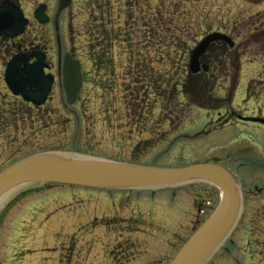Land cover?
<instances>
[{
    "label": "rangeland",
    "instance_id": "374dc122",
    "mask_svg": "<svg viewBox=\"0 0 264 264\" xmlns=\"http://www.w3.org/2000/svg\"><path fill=\"white\" fill-rule=\"evenodd\" d=\"M28 1L31 16V6L47 0ZM50 1L55 13L58 1ZM243 9L242 0H73L61 36L63 55L69 52L83 64L79 102L71 111L34 112L29 123L0 126V173L44 153L158 168L210 163L234 175L245 166L264 167V127L238 121V116L264 119V58L254 57L264 55V38L251 41L245 28L261 8ZM103 24L126 38L110 55L115 73H98L90 61ZM236 24L245 30L236 40L241 79L232 83L235 61L226 65L234 74L214 68L212 79L219 77L213 95L225 108L207 111L184 93L190 87L191 52L206 36ZM169 32L179 48H167L174 64L166 60L164 66L155 41ZM95 53L102 54L99 48ZM140 71L144 83L147 77L168 76L176 99L141 87ZM4 95L1 83L0 124L11 101ZM206 199L217 208L218 191L199 181L114 190L26 184L0 201V264H169L200 227L197 205ZM259 207L264 210V203ZM237 233L208 264H256L251 254L264 256V245L256 249Z\"/></svg>",
    "mask_w": 264,
    "mask_h": 264
},
{
    "label": "water",
    "instance_id": "95a60500",
    "mask_svg": "<svg viewBox=\"0 0 264 264\" xmlns=\"http://www.w3.org/2000/svg\"><path fill=\"white\" fill-rule=\"evenodd\" d=\"M252 1V0H250ZM71 0H60V10L70 6ZM40 9L36 16L41 23L47 20L41 15ZM27 24L19 7L5 3L0 6V36L16 37L21 34ZM227 41L232 47L233 42L225 36L215 34L205 39L193 52L191 71H201L200 57L208 46L215 41ZM205 72L209 66L204 65ZM33 73L31 86L40 89L36 93H24L15 90L13 77L7 76L10 87L15 94L24 95L25 99L42 105L51 89L52 78L42 86L36 82ZM64 87L68 103H76L83 86L81 64L68 54L64 64ZM264 124L258 118L244 119ZM194 181L206 182L221 191V203L212 216L194 233L180 250L171 264H207L225 239L234 230L241 210V196L232 175L224 167L213 164H197L184 168H157L129 165L94 158H83L68 154L44 153L20 161L0 173V200L14 189L33 183L61 184L91 189H146L182 185Z\"/></svg>",
    "mask_w": 264,
    "mask_h": 264
},
{
    "label": "flooded vegetation",
    "instance_id": "af4514ba",
    "mask_svg": "<svg viewBox=\"0 0 264 264\" xmlns=\"http://www.w3.org/2000/svg\"><path fill=\"white\" fill-rule=\"evenodd\" d=\"M5 1H10L23 10L26 19H28V25L23 33L16 38L0 37V84L2 83L5 87L4 96L11 100L5 105L4 111H6V113H1V116L6 119L5 124L2 123L4 120H2V124H0L2 128H5L8 123H15V127H18L17 124H20V122L29 123V121L34 120V112L39 113L44 110L54 109L61 110V108L64 110L67 109L66 94L63 86L64 55L62 53V43L64 40L61 36V29L64 27L62 18L66 11L59 15L57 11L54 13L52 1L47 0L40 2L37 6L32 5L30 16L28 12H26V5L29 4L28 0H0V5ZM242 1L244 3L243 11L246 13L251 12L252 7L261 8V10H258L255 14H252L253 23L247 24L245 28L249 29V35L252 37L251 41L257 42L258 40H262L264 38V0H256L257 3L248 0ZM129 2L133 3L131 1ZM136 4L137 3L134 2V6ZM41 5L46 6V15L49 19V22L44 25L38 23L35 18V12ZM225 28L226 29L218 31L217 33L230 36L236 43V48L231 49L225 42L214 43L209 46L206 54L202 56L201 64H210V62L214 60V56H210L213 47H220L219 50L222 51V53L217 57L222 63H226L235 58L240 64L242 56L237 51L238 44L236 40L240 39L241 36L245 34V30L240 29L241 26L238 24L230 29L228 27ZM54 34L55 36H53ZM158 37L159 41L157 39L155 42H159L160 46L161 35H158ZM150 41L149 39V42ZM254 57L255 60L259 61L261 58H264V55L256 54ZM13 60L16 63L15 69L18 70L16 76L23 78L21 81L22 85L26 82L28 77L25 70L33 67L39 60L42 61L44 76H53L51 91L43 105L37 106L32 102H28L22 95H14L8 88L5 77L9 65L13 63ZM211 69L213 68L210 64V71ZM202 73L203 72L199 75ZM24 90L25 92L32 91L29 86L27 90ZM56 105H58L57 108ZM261 126L264 127V125ZM242 170L243 172L241 171L238 175H235L243 200V209L236 231H238V239H240L241 242L247 241V244H252L258 249L264 245V210H260L259 207V204L264 203V167L245 166ZM250 207H252V209H250ZM240 253L242 252L240 251ZM251 256L253 258H250V260L256 259V264H264L263 255L255 256V254H251ZM241 260L242 259L239 258V261Z\"/></svg>",
    "mask_w": 264,
    "mask_h": 264
},
{
    "label": "trees",
    "instance_id": "16d2710c",
    "mask_svg": "<svg viewBox=\"0 0 264 264\" xmlns=\"http://www.w3.org/2000/svg\"><path fill=\"white\" fill-rule=\"evenodd\" d=\"M115 30L116 31H113V30L111 31V30H108L106 28H103V31L100 33L102 36V40L99 43H96V44H98L97 47H96V44L92 45L93 49L91 51L90 61H91L92 67H94L95 71L96 72L98 71V73L107 72V71H109V72L113 71L115 73V67H116L115 62L110 57V55H111V53L114 52L115 46H121V45H124V42L126 43V38H125V41H123V39L121 40V37L117 34V31H120V30H118V29H115ZM111 34H112V36H111ZM168 35H169L170 39L167 38ZM171 36L172 35L170 32H169V34L162 36V43H161L162 61H160L161 65H164L165 64L164 62L166 60L169 61L170 64H172V65L174 64V63H171L174 61V59H171V56L173 54L167 48L174 49V47L177 46V44H176L177 41L175 40V38H172ZM110 37H113V39H111ZM167 39H169L170 41H168ZM177 47L179 48V46H177ZM98 48H99V50H101L102 54H100V53L96 54L95 53V50ZM121 49L125 50L126 46H123ZM181 51H183V50H181ZM181 51H179V52H181ZM210 53L212 54V56L214 55V57L216 59H217V56L221 55L220 54L221 52L219 49L216 51L212 50V52H210ZM212 64L214 66H218V69H219L220 62L214 61V63H212ZM136 65H139V63ZM145 65H146L147 71H149L150 62L146 61ZM164 66H166V65H164ZM139 67L140 66H138V68ZM207 78H208V76H202V77L201 76H189L190 87L187 84L185 86L184 93H187L190 96V98L192 97L191 99H193L194 101L199 103L200 106L205 108V109H215V108L220 109L222 106L220 105V103L218 102L216 97H214V95H213V92L215 89L214 81L216 80V77L214 79H212V78L207 79ZM137 79H138V81H140L141 87L146 88V89H152V90L156 91L157 93L160 90V93L163 96H166L168 93H171L170 95H172V96H170V98L176 99V97H174L175 96L174 94H175L177 87L171 83L169 77L166 76L165 74L161 73L159 76L157 75L156 77H153L152 79L147 77L148 81L146 83H144L143 82V76L141 75V71H140V75L137 77ZM137 83H139V82H137ZM48 186H51V185H48ZM204 203H205V200H201V202H199L197 205V209H200L204 205Z\"/></svg>",
    "mask_w": 264,
    "mask_h": 264
}]
</instances>
